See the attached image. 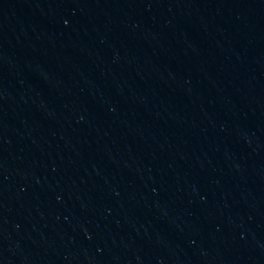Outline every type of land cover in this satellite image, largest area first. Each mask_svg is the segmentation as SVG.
<instances>
[{
	"label": "water",
	"instance_id": "95a60500",
	"mask_svg": "<svg viewBox=\"0 0 264 264\" xmlns=\"http://www.w3.org/2000/svg\"><path fill=\"white\" fill-rule=\"evenodd\" d=\"M0 264H264V0H0Z\"/></svg>",
	"mask_w": 264,
	"mask_h": 264
}]
</instances>
